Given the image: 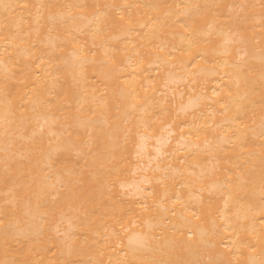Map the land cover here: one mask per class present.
Masks as SVG:
<instances>
[{"label":"bare ground","instance_id":"bare-ground-1","mask_svg":"<svg viewBox=\"0 0 264 264\" xmlns=\"http://www.w3.org/2000/svg\"><path fill=\"white\" fill-rule=\"evenodd\" d=\"M262 115L264 0H0V264H264Z\"/></svg>","mask_w":264,"mask_h":264},{"label":"snow or ice","instance_id":"snow-or-ice-1","mask_svg":"<svg viewBox=\"0 0 264 264\" xmlns=\"http://www.w3.org/2000/svg\"><path fill=\"white\" fill-rule=\"evenodd\" d=\"M121 19H123V17H121ZM186 31H187V29H186ZM163 50H164L163 48L160 49V51H163ZM135 107H136V105H133V108H135ZM261 120H262V127H264V115H262ZM120 264H126V262H120Z\"/></svg>","mask_w":264,"mask_h":264}]
</instances>
